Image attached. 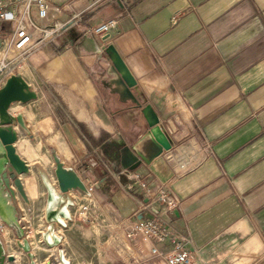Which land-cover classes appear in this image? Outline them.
<instances>
[{
  "label": "crops",
  "instance_id": "1",
  "mask_svg": "<svg viewBox=\"0 0 264 264\" xmlns=\"http://www.w3.org/2000/svg\"><path fill=\"white\" fill-rule=\"evenodd\" d=\"M50 1L66 27L39 43L15 72L37 94L50 93L89 131L97 132L98 120L120 146L133 145L149 129L142 109L150 105L171 144L117 181L100 162L90 166L92 156L81 152L84 143L74 124L77 161L86 158L88 182L110 199L123 231L149 215L139 208V199L148 197L131 177L137 172L150 190L164 186L179 198L165 218L196 264H264V0ZM111 18L116 25L109 32L90 33ZM108 45L125 63L133 86L120 79L105 53ZM17 104L10 107L13 114ZM29 173L19 175L27 201L11 184L16 209L15 190L32 210L42 200V180ZM153 245L169 249L136 240L130 245L136 255L126 264H166L150 252Z\"/></svg>",
  "mask_w": 264,
  "mask_h": 264
},
{
  "label": "rangeland",
  "instance_id": "2",
  "mask_svg": "<svg viewBox=\"0 0 264 264\" xmlns=\"http://www.w3.org/2000/svg\"><path fill=\"white\" fill-rule=\"evenodd\" d=\"M10 56H13V54ZM24 63L26 61H21L20 65ZM25 76L30 78L27 71ZM110 99L108 97L107 102H110ZM15 108H17V112L20 111L26 116L28 127L31 130V133L27 134L17 126L18 136L15 142L16 145H14L15 149L20 153V157L29 166L30 173L27 174V177L32 175L40 179L39 168L42 167L51 179L55 181V163L50 154V148H55L60 150V156L64 160V165L75 166L79 169L82 175L81 179L84 183L86 182V186H90L87 174L89 172L86 170L88 169L86 158L83 157L80 158V161H77L80 151L74 146V143L77 141V137L74 134V124H78L80 127V131L76 132L84 143L81 152L85 151L87 155L90 154L89 156L98 160V163L100 160L112 161L104 151V148L108 152L111 151L113 141L111 140L110 133L101 129L98 120L94 121L96 122V128H98L97 132L93 133V131H89L83 123H78L72 116L66 115L64 105L60 106L50 93L40 91L36 99L23 104L18 103ZM89 127H91L90 124ZM68 128L69 131H66ZM65 143L67 146L64 145ZM22 179L27 185L28 181L24 174ZM41 184L43 196L39 206L35 210H32L28 206V202H25L17 194V191L14 190L18 197V204L16 202L18 205L17 216L20 225L24 229V236L30 234L36 228L35 235L37 236L38 244L42 248L48 249L51 246L42 239V234L46 231L47 223L44 219L46 189L42 182ZM72 192L76 194L77 199L75 200L74 198V205L70 206L71 218L66 219L64 225L54 223L56 236L59 239V243L55 245V257L52 259L53 256L49 252L42 251L36 258L33 256L36 263L48 264L55 261L56 264H62L57 253L58 249L62 250L63 256L68 260L69 264H126L128 260L130 261V257L136 255L130 246L131 243L144 239L135 236L129 243L128 237L125 231H123L122 218L119 219L117 217L110 205V199L102 195L95 186L93 187L92 194L96 195L93 199H86V194L80 189H74ZM83 205L88 206V208L84 210ZM4 225V223L0 222L1 236V228ZM6 228L8 227L6 226ZM8 230L11 240L10 248L20 253L19 264H30V257L16 244L14 232L9 228ZM134 264L141 263L135 262Z\"/></svg>",
  "mask_w": 264,
  "mask_h": 264
},
{
  "label": "water",
  "instance_id": "3",
  "mask_svg": "<svg viewBox=\"0 0 264 264\" xmlns=\"http://www.w3.org/2000/svg\"><path fill=\"white\" fill-rule=\"evenodd\" d=\"M105 53L110 58L122 82L127 87L133 86L135 81L113 46L108 45L105 48ZM36 98V91L19 72L7 76L0 86V222L14 232L16 244L30 257V264H35L33 254L30 251L28 241L24 238V229L20 225L17 216V209L12 200L14 195L11 189V184H14L21 197L27 201L19 174L27 172L28 169L13 144L18 136L15 126H18L27 134H30V130L26 125L22 112L13 114L9 108L15 102L23 104ZM142 113L147 120L149 129L133 145H122L120 147L119 164L124 169L133 170L140 162L149 163L171 146L160 130L158 117L150 105L143 107ZM50 154L55 163L54 176L56 177L58 190L50 185L46 179L44 180L47 192L44 219L48 226L45 231L47 233L42 234V239L49 246H55L59 243V239L53 234L54 222L64 225V219L71 217L68 207L74 205V199L70 196V191L80 189L87 194L89 191L74 168L64 165L54 148H50ZM48 233H51V239L45 236ZM58 256L65 264H69L60 249H58ZM6 260L11 263L14 258L6 253L0 237V264H5Z\"/></svg>",
  "mask_w": 264,
  "mask_h": 264
},
{
  "label": "built area",
  "instance_id": "4",
  "mask_svg": "<svg viewBox=\"0 0 264 264\" xmlns=\"http://www.w3.org/2000/svg\"><path fill=\"white\" fill-rule=\"evenodd\" d=\"M59 6L50 0H0V86L5 78L20 67L21 61H26L29 54L43 41L59 34L67 22L57 20ZM79 17V14H74ZM48 20V23H42ZM116 25L114 18L103 21L90 29L94 35H102ZM13 54V56H10ZM104 171L119 181L120 177L129 175V169H124L119 163L110 160H100ZM98 163L94 157L89 158L90 166ZM131 177L138 180L141 189L147 193V201L139 199L140 210L149 213L147 217L137 218L125 227V233L132 239L139 236L144 240H154L169 246L161 250L153 245L152 254L160 255L166 264H196L190 251L165 216L179 203V198L164 186L154 190L149 189V183L133 172ZM93 191L94 185L86 186ZM159 205L161 210L154 208ZM88 206L83 205L86 210ZM84 264V263H83Z\"/></svg>",
  "mask_w": 264,
  "mask_h": 264
},
{
  "label": "bare ground",
  "instance_id": "5",
  "mask_svg": "<svg viewBox=\"0 0 264 264\" xmlns=\"http://www.w3.org/2000/svg\"><path fill=\"white\" fill-rule=\"evenodd\" d=\"M126 92V91H125ZM15 103H19V102H15ZM15 103H13V104H15ZM12 104V105H13ZM11 105V106H12ZM10 106V107H11ZM9 110H10V108H9ZM24 117V116H23ZM24 120H25V118H24ZM26 121V120H25ZM26 125H27V127H28V124H27V122H26ZM16 127V126H15ZM28 129L30 130V128L28 127ZM30 133H31V130H30ZM17 141V139L15 140V142ZM15 142H14V144H15ZM13 144V145H14ZM57 155H58V153H57ZM59 156V155H58ZM54 161V160H53ZM25 162V161H24ZM26 163V162H25ZM26 166H27V172H24V173H28L29 172V166H28V164L26 163ZM42 168V167H41ZM41 168H39L40 169V171H39V175H40V178H41V180H42V183H43V185L45 186V184H44V180L46 179L49 183H50V185H52L56 190H58V186H57V181H56V177H55V182H53L52 181V179H51V177L48 175V173L46 172V171H44L43 169H41ZM22 174V173H21ZM20 175V174H19ZM83 183H84V181H83ZM85 184V183H84ZM14 185V184H13ZM85 186H86V184H85ZM15 187V186H14ZM16 188V187H15ZM46 188V187H45ZM87 189H88V187H87ZM17 190V189H16ZM13 191V190H12ZM88 191H89V193L87 194V193H85L87 196H90L91 197V195H92V192H90V190L88 189ZM19 193V192H18ZM13 195H14V192H13ZM13 198H14V196H13ZM73 199V198H72ZM65 221V220H64ZM30 223V222H29ZM5 228V229H4ZM9 228V227H8ZM8 228H6V226L4 225L2 228H1V233H2V240H3V242H4V245H5V247L4 248H6L5 250H7V254L8 255H12L13 256V258H14V261L13 262H9V261H5V264H19V259H20V253H18V252H16V251H13L11 248H10V242H11V240H10V237H9V233H8ZM10 229V228H9ZM35 233H36V228L34 229V230H32L31 232H30V234H27V235H25L24 236V238H26V240L28 241V244L30 245V251H31V253L33 254V256L36 258L37 257V255H39L42 251L43 252H49V254L50 255H52L53 257H52V259L55 257V249H56V246H51V247H49V248H51V249H42L41 248V246H40V244H38V240H37V236L35 235ZM43 233H47V232H43ZM53 234L54 235H57L56 234V231L55 230H53ZM45 236H47L48 237V239H51V233H48V234H45ZM21 241V240H20ZM55 248V249H54ZM58 253V252H57ZM35 258H33V261L35 262V264H38V263H36V261H35ZM59 260H60V262L62 263V264H65V262L64 261H62L60 258H59ZM65 260H66V258H65ZM48 264H56V262L55 261H53V262H50V263H48Z\"/></svg>",
  "mask_w": 264,
  "mask_h": 264
},
{
  "label": "trees",
  "instance_id": "6",
  "mask_svg": "<svg viewBox=\"0 0 264 264\" xmlns=\"http://www.w3.org/2000/svg\"><path fill=\"white\" fill-rule=\"evenodd\" d=\"M120 144H118L117 142H114L112 143L111 145V151L108 152L106 150V148H104V151L106 152V154L109 155V158L112 160V161H115L116 163H119V149H120Z\"/></svg>",
  "mask_w": 264,
  "mask_h": 264
}]
</instances>
